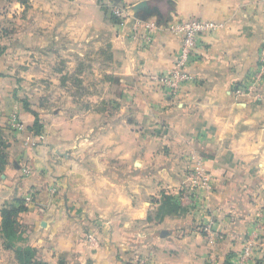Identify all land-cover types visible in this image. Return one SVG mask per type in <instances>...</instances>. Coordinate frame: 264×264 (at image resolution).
Masks as SVG:
<instances>
[{
  "label": "crops",
  "instance_id": "obj_1",
  "mask_svg": "<svg viewBox=\"0 0 264 264\" xmlns=\"http://www.w3.org/2000/svg\"><path fill=\"white\" fill-rule=\"evenodd\" d=\"M141 1L0 0V264H18L17 247L44 264H234L264 222V0H170L163 18L137 17ZM191 17L224 26L172 92L149 75L172 71L169 26ZM26 96L46 98L28 107L41 140ZM201 166L211 190L191 188ZM16 200L13 247L1 210Z\"/></svg>",
  "mask_w": 264,
  "mask_h": 264
},
{
  "label": "built area",
  "instance_id": "obj_2",
  "mask_svg": "<svg viewBox=\"0 0 264 264\" xmlns=\"http://www.w3.org/2000/svg\"><path fill=\"white\" fill-rule=\"evenodd\" d=\"M113 14L123 18L126 15L119 6H114ZM223 26L222 22L209 21L198 17L171 23L169 26L170 30L181 40L175 66L169 73L150 74L149 79L172 92L182 88L185 83L194 79L193 74L188 68L195 61L200 37L203 34L221 29ZM144 28L145 32L141 39L149 43L157 33L158 24L154 21L144 22ZM254 88L253 85L250 86L249 91ZM235 91L238 95L246 94L247 92L241 86L237 87ZM14 121L16 122L14 123V127L17 131L25 130L24 123L18 119H14ZM189 180L192 189H205L208 191L212 189L215 176L212 172L201 166L191 172ZM256 230L257 232L252 234L245 242L234 264H262L260 260V247L262 244L260 241L264 236V222L260 220L256 226Z\"/></svg>",
  "mask_w": 264,
  "mask_h": 264
},
{
  "label": "trees",
  "instance_id": "obj_3",
  "mask_svg": "<svg viewBox=\"0 0 264 264\" xmlns=\"http://www.w3.org/2000/svg\"><path fill=\"white\" fill-rule=\"evenodd\" d=\"M113 16L114 18H117V16L115 15ZM191 18H187V19H191ZM29 111L32 112V116L35 117L34 123L31 126H29L30 127L29 129L38 133L41 132L43 128V124L40 122L39 114L33 110H29ZM4 156L5 155L0 152V169L2 168L1 166L2 163H4L5 161ZM25 210L26 207L20 200H16L14 203L13 202L9 203L6 207H4L1 210L2 219H3L2 221L3 232L9 246L14 247L15 241L20 239V236L17 232V223H18L17 217ZM15 256L18 264H44L43 262L37 260L36 251L32 247H26V248L17 247L15 249Z\"/></svg>",
  "mask_w": 264,
  "mask_h": 264
},
{
  "label": "rangeland",
  "instance_id": "obj_4",
  "mask_svg": "<svg viewBox=\"0 0 264 264\" xmlns=\"http://www.w3.org/2000/svg\"><path fill=\"white\" fill-rule=\"evenodd\" d=\"M116 6V5H115ZM119 6V5H118ZM117 6V7H118ZM119 7H121V9H122V11H124L125 12V17L123 18V17H119V18H121V19H127L128 17H129V13H128V8L126 7V5L125 4H123L122 6H119ZM110 8H111V10H110V13H113L114 12V2L113 3H111V6H110ZM117 18H118V16H117ZM187 19V18H186ZM186 19H184V20H186ZM28 84H29V82H28ZM57 84H59V83H56V85ZM32 101L34 102V103H37V105H40L41 107H46L47 106V104H46V98H44V97H38V98H31L30 96H26V97H22V105L24 106V108H28L31 104H32ZM62 101V97H55V101H54V106H56V105H60V103L59 102H61ZM28 110H32V109H30V108H28ZM49 111H52V108H49ZM28 114H31L32 115V112H28ZM39 117H40V115H39ZM14 119H16V115H13L12 117H11V121H10V126L11 125H13V127L11 126V130L12 129H15V131H16V128L14 127V123H16L15 121H14ZM22 120V119H21ZM41 122V121H40ZM42 123V122H41ZM43 124V123H42ZM24 125H25V123H24ZM27 126V125H26ZM25 126V127H26ZM45 127H44V124H43V128H42V131L41 132H35V131H32L31 129H28L29 131H30V133L33 135V134H36L37 136L36 137H38V135H39V139L41 140L42 139V137H44V132H45ZM33 133H32V132ZM41 136V137H40ZM32 139V138H31ZM263 242H261V244H262ZM260 253H261V251H260ZM5 258V257H4ZM3 258V259H4Z\"/></svg>",
  "mask_w": 264,
  "mask_h": 264
},
{
  "label": "water",
  "instance_id": "obj_5",
  "mask_svg": "<svg viewBox=\"0 0 264 264\" xmlns=\"http://www.w3.org/2000/svg\"><path fill=\"white\" fill-rule=\"evenodd\" d=\"M170 0H144L139 2L134 9L136 10V16L144 18L143 15L157 14L159 17L163 18L162 4L169 3Z\"/></svg>",
  "mask_w": 264,
  "mask_h": 264
}]
</instances>
